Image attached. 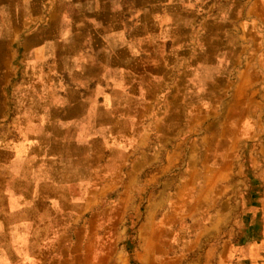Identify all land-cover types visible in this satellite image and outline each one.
Returning a JSON list of instances; mask_svg holds the SVG:
<instances>
[{"label":"crops","instance_id":"0c3cea01","mask_svg":"<svg viewBox=\"0 0 264 264\" xmlns=\"http://www.w3.org/2000/svg\"><path fill=\"white\" fill-rule=\"evenodd\" d=\"M17 87L34 103L13 128L34 130L14 161L24 148L27 159L59 162L54 145L80 144L98 166L75 173L86 194L71 261L57 258L51 232L58 203L23 195L35 210L25 222L49 230L27 226L18 238L45 247L2 245L1 262L231 264L239 255L264 264V0H0V96ZM5 98L0 119L11 112ZM52 173L32 192L56 191L65 180ZM236 207L233 235L224 231ZM110 208L114 253L99 229Z\"/></svg>","mask_w":264,"mask_h":264},{"label":"rangeland","instance_id":"374dc122","mask_svg":"<svg viewBox=\"0 0 264 264\" xmlns=\"http://www.w3.org/2000/svg\"><path fill=\"white\" fill-rule=\"evenodd\" d=\"M31 73L33 74V70L31 68ZM33 80V77L32 79ZM25 87H27V84H25V81L21 80L19 81ZM13 90L11 89V93ZM14 94L11 96H0V102H2L5 99H7V103L10 109V114L7 115V118L2 117L0 119V246L4 245V248L7 252L10 251V253H15L18 251H24L25 246L30 247H39V249H42L45 247V242L42 240L33 241L32 244H24L23 241L18 238L19 232L21 233L23 230H26L27 226L37 225L40 228L41 232L48 231L49 225L48 224H41L40 222L38 224H30L28 225L25 221L26 218H29L33 213L35 212L34 207H25L26 200L23 198V195L27 197L31 196V199H35L38 203L44 202L45 200H49L48 197L51 196L54 200L58 203V213L56 215V223H53L52 231L53 229H56L58 232V239L56 240V247L59 250L58 252V259H69L70 261L73 259V254L71 252L73 242L75 243L76 239L72 241L70 239L71 232L79 233V227L81 224L74 223V220L78 216L79 212V206L81 204V201L84 198L86 193H84L81 190H77L79 185L82 182V179L86 178L85 176L76 175V172H85L87 169L94 167L97 168L98 166V160L94 157H91L90 159H86L83 157L82 151H81V145L79 144L72 146L71 148H64L62 145H54L51 148V152L55 151V154L63 153L61 156V160L59 162H53L49 157L48 159H37L32 158L30 159L25 158V155L23 153V149L21 148L20 154H18L16 160L15 159V150L18 147L19 144H21L20 138L24 139L25 132H33V128H23V123L20 121L19 127L13 128V122L17 120V117L19 114L27 112V110L33 106L34 100L29 95L25 96V89L17 87ZM22 107L18 111L19 106ZM15 121V122H16ZM14 122V123H15ZM15 148V149H14ZM54 148V150H53ZM74 148V149H73ZM91 148L93 150V154H102L103 149L99 148L97 145H91ZM44 150L43 148L38 149V153L43 154ZM92 152V151H91ZM37 153V152H36ZM90 154V153H89ZM12 163L14 166L18 169L17 172L19 173L15 175L13 171L11 170ZM74 164V174L73 176L69 175V171L71 170V165ZM54 171L56 174L54 175L52 173L53 178L57 177L58 181H61V179L65 181H61L60 183H57L58 187L56 188V191H34L32 192V186L34 183H36L38 180H47L49 176H45L46 172ZM93 177H91L92 179ZM73 179V183L70 181ZM105 179V177H98L96 181H92V184L95 185L97 182H101ZM72 185V186H70ZM67 187V189H66ZM72 187L73 189L70 190L69 188ZM80 188V187H79ZM20 193V194H19ZM21 195V198H20ZM11 199H15L18 202H20L22 207L16 208V203L12 202ZM240 203V201H239ZM24 205V206H23ZM19 206V203H18ZM99 211L102 210L98 209ZM97 210V211H98ZM113 208L105 209L103 212L102 221L100 222L99 229L103 232L107 231V237H111L110 240H107V246L106 248L109 249L112 253L114 251H117V246L115 247L113 244L114 237L111 228H113L112 223V213ZM98 211V212H99ZM242 208L236 207L233 210V214L231 217V220L227 227L225 228V231H229L230 234H236L241 229V216H242ZM89 215V214H88ZM91 216V214H90ZM104 221V222H103ZM15 235V237H13ZM5 238L4 241H1L2 238ZM10 237V239H9ZM17 237V238H16ZM100 237H103L100 236ZM16 238L15 240H12ZM9 243H8V240ZM103 241V239H102ZM101 241V242H102ZM96 241L93 244L89 245L92 249L96 248V250L99 248V245L101 244ZM220 242V241H219ZM223 243V240H222ZM46 244L48 245V242L46 241ZM52 244H54V241H52ZM36 245V246H35ZM89 247V248H90ZM178 248H175V251H177ZM70 251V252H69ZM63 253H66V256H63ZM16 254V253H15ZM15 254H11V259L17 258ZM131 252L129 253V255ZM128 255V253H127ZM84 256V255H83ZM5 259L6 256L2 254V248H0V264H6L5 262H1V260ZM197 258V257H196ZM190 260L195 259V256H189ZM17 259H15L16 261ZM13 262V260H11ZM216 259L213 260L215 262ZM14 263V262H13ZM11 263V264H13ZM203 263H206L205 258L203 257ZM230 263L231 264H241V258L239 255H230ZM10 264V263H9ZM21 264H26L25 262H22ZM132 264V262H131ZM207 264H212V261H208Z\"/></svg>","mask_w":264,"mask_h":264}]
</instances>
